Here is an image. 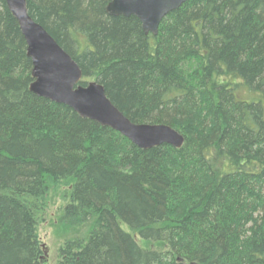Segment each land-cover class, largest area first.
<instances>
[{"label":"trees","instance_id":"16d2710c","mask_svg":"<svg viewBox=\"0 0 264 264\" xmlns=\"http://www.w3.org/2000/svg\"><path fill=\"white\" fill-rule=\"evenodd\" d=\"M25 1L82 86L96 81L131 123L184 142L143 151L33 95L24 38L0 0V264H43L37 225L62 182V220L94 222L58 264H264V0H194L156 36L108 16L111 0Z\"/></svg>","mask_w":264,"mask_h":264},{"label":"water","instance_id":"95a60500","mask_svg":"<svg viewBox=\"0 0 264 264\" xmlns=\"http://www.w3.org/2000/svg\"><path fill=\"white\" fill-rule=\"evenodd\" d=\"M194 0H111L105 11L110 17H135L145 35L156 36L162 20L182 5ZM18 24L31 60L30 92L74 111L81 119L108 128L146 151L162 145L180 149L183 137L169 126L131 123L107 98L102 85L82 83V72L75 61L46 30L28 14L25 0H5Z\"/></svg>","mask_w":264,"mask_h":264},{"label":"rangeland","instance_id":"374dc122","mask_svg":"<svg viewBox=\"0 0 264 264\" xmlns=\"http://www.w3.org/2000/svg\"><path fill=\"white\" fill-rule=\"evenodd\" d=\"M238 96L246 98L249 94L242 91ZM69 194L70 187L66 182L52 186L47 194L46 210L37 225L38 239L44 251L43 264H58V251L62 245L71 239L84 238L93 226L94 219L85 223H69L62 220L63 209L69 203ZM181 211L180 209L176 215H181ZM121 227L127 231L123 225ZM132 236L142 248L157 251L164 249L162 244L143 241L135 234Z\"/></svg>","mask_w":264,"mask_h":264}]
</instances>
